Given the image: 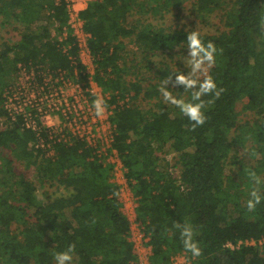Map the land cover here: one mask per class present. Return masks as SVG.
<instances>
[{
    "label": "trees",
    "instance_id": "trees-1",
    "mask_svg": "<svg viewBox=\"0 0 264 264\" xmlns=\"http://www.w3.org/2000/svg\"><path fill=\"white\" fill-rule=\"evenodd\" d=\"M232 1L235 9L226 12L223 0H93L81 12L92 34L97 79L112 94L108 105L116 103L118 95L132 96V104L115 108V145L129 178L135 180L131 184L140 198L139 216L151 234L155 264H169L175 253L186 251L175 227L176 221L185 220L196 229L195 240L203 250L196 258L186 251L188 264H264V246H228L264 235V200L254 213L246 209V187L264 193V0ZM187 2L203 19L223 9L226 27L212 33L157 22ZM0 18L21 32L14 42H0L1 122L6 117L3 93L20 62L69 67L70 60L58 39L68 25L66 0H0ZM195 29L217 46L209 74L223 91L218 99L214 94L202 97L207 120L193 131L186 116L173 115L159 88L169 72L187 73L184 59L175 68L166 51L180 47L188 52L186 30ZM127 37L136 39L140 50L125 56ZM156 55L166 57L156 61ZM159 63L160 69L153 71ZM240 103L254 115L244 123L239 120ZM34 140V132L18 122L0 124V264H55V254L70 244H75L76 264L135 260L130 222L120 198L113 195L120 193L112 180L113 167L92 158L93 150L83 140L59 145L55 159L36 153ZM241 148L252 152L256 164L240 162L235 152ZM169 151L176 158L164 164L160 152ZM231 159L240 169L232 166L227 174ZM16 160L35 167L36 179L19 171ZM171 166L180 169L181 182L169 171ZM249 171L261 178L259 186ZM237 174L245 178L237 180Z\"/></svg>",
    "mask_w": 264,
    "mask_h": 264
},
{
    "label": "built area",
    "instance_id": "built-area-1",
    "mask_svg": "<svg viewBox=\"0 0 264 264\" xmlns=\"http://www.w3.org/2000/svg\"><path fill=\"white\" fill-rule=\"evenodd\" d=\"M93 0H66L69 20L58 35L59 47L70 60L69 67H53L48 62H20L11 83L3 93L6 117L0 124L7 126L18 122L35 134L31 148L44 157L55 159L59 145H72L83 140L92 148L94 156L104 165L113 167L112 180L120 186L122 211L130 222L129 239L134 244L137 258L130 264H155L152 261L153 245L146 223L140 218V198L135 194L126 165L116 147L117 125L113 121L116 106L132 104L131 94L118 95L116 103L108 105L110 92H105L97 79L99 70L96 57L90 46L92 34L87 31L81 12ZM58 25V23H57ZM70 38L74 40L70 41ZM69 39V41H68ZM76 47L77 53L72 50ZM96 95L104 97L107 110L104 118L95 116L93 101ZM169 171L180 180V169L169 167ZM181 182V180H180ZM182 189L185 186L182 185ZM251 244L262 248L264 235L259 238L241 240L230 247ZM186 251L175 253L169 264H188Z\"/></svg>",
    "mask_w": 264,
    "mask_h": 264
},
{
    "label": "clouds",
    "instance_id": "clouds-1",
    "mask_svg": "<svg viewBox=\"0 0 264 264\" xmlns=\"http://www.w3.org/2000/svg\"><path fill=\"white\" fill-rule=\"evenodd\" d=\"M264 27V20L261 22ZM187 31V56L184 57L185 66L188 68L185 72H169L167 77L162 82L159 91L165 103L175 106L179 109L180 113L186 116L192 122V130L194 131L198 126H203L206 123L207 116L205 114V101L202 99L204 96L211 94L215 98H219L222 89L218 88L215 79L208 74L209 69L216 63L217 46L209 40L205 42L201 32L198 29ZM222 52V49H219ZM169 85L173 88L182 86L186 92H191V100H185L178 97L169 90ZM93 108L95 116L104 118L107 110L106 101L103 96L96 95L93 101ZM254 185L259 186L262 183L261 178L255 171L248 172ZM114 196L119 197V192H114ZM264 200V193L261 192L259 187H253L249 193V199L246 201V209L249 213H254L257 206ZM176 229L180 232V237L184 248L187 252L196 258L202 255V248L198 241L195 240L196 229L193 225L186 220L183 223L175 222ZM52 235V233H51ZM75 252V244H70L63 251H58L55 256V264H72Z\"/></svg>",
    "mask_w": 264,
    "mask_h": 264
},
{
    "label": "rangeland",
    "instance_id": "rangeland-1",
    "mask_svg": "<svg viewBox=\"0 0 264 264\" xmlns=\"http://www.w3.org/2000/svg\"><path fill=\"white\" fill-rule=\"evenodd\" d=\"M223 1H224L223 9L226 12L228 10L232 11L235 9V5L232 0H223ZM191 7H192L191 2H187L182 9L179 10V9L174 8V10L167 13V15L164 18H161L160 20L158 21L156 20V21L166 26H172V27L183 26V27H188V28L194 27V28H199L203 30L204 32H212V33L219 32L226 27L225 21H224V10L223 9L215 10L209 17L203 19L199 17L198 15H196L195 12L192 11ZM2 22L3 21L0 18V42L6 41V40H10L14 42L21 37L20 29L18 28L16 29L14 24L7 25ZM123 41L127 46L126 50L125 49L123 50L124 55L128 54V52L140 50L139 49L140 45L137 43L136 39L127 37V38H123ZM187 53L188 52L183 53L181 48L178 47L172 52L166 51V56H167L168 61L172 64V66L176 68L179 66L178 65L179 59H184V57L187 56ZM166 56L156 55V56H153V58L156 61H160L161 59H165ZM160 65L161 63H159L158 65H155L154 67L156 69H153V71L160 69L161 67ZM151 72L152 70H150V73ZM209 72H210V69H209ZM172 92H174L173 93L174 95L178 97H182L185 100L189 98V93H188L189 91L180 92L177 88H174ZM170 107L172 109L173 115L181 114L179 109L176 108L175 106L170 105ZM238 111H239V120L242 123L254 117L253 113L245 110L243 107V104L241 103L239 105ZM248 145L249 147L252 146L253 141H250ZM7 153L9 156L13 155L11 154V152H7ZM160 154H161L160 156L162 157V159H164V164H167V162H173L174 158H176V155L173 151H169L167 154L165 152H160ZM235 154H237L240 157L241 159L240 162L243 161L244 163L248 165L256 164V161H257L256 158L253 155H251L252 152L249 151L248 149L241 148L239 151H236ZM166 166L167 165H164V167ZM232 166H233V163L231 159L229 163L227 164V170H226L227 174H231ZM16 167L19 171L25 170L31 178L36 179L35 167L27 168L25 162H21L19 160L18 161L16 160ZM233 169L237 171L240 169V167L238 164H236L233 166ZM243 178L245 177L241 176L240 174H237L236 176L237 180H243ZM54 189L55 187L51 188L50 190L54 191ZM56 190L60 192L58 188ZM246 191L250 193L251 189L249 187H246ZM41 192L42 190H40V193ZM13 228L16 230L18 228V225L15 224ZM72 264H76V262L73 260Z\"/></svg>",
    "mask_w": 264,
    "mask_h": 264
}]
</instances>
